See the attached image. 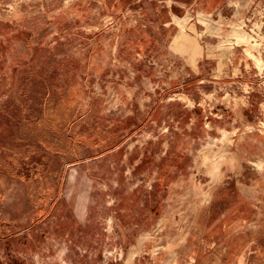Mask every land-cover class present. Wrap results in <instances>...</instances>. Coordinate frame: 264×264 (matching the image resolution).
I'll use <instances>...</instances> for the list:
<instances>
[{
    "label": "rangeland",
    "instance_id": "obj_1",
    "mask_svg": "<svg viewBox=\"0 0 264 264\" xmlns=\"http://www.w3.org/2000/svg\"><path fill=\"white\" fill-rule=\"evenodd\" d=\"M131 1L0 0V264H246L264 241L246 233V193L264 203V0L185 20L203 53Z\"/></svg>",
    "mask_w": 264,
    "mask_h": 264
},
{
    "label": "crops",
    "instance_id": "obj_2",
    "mask_svg": "<svg viewBox=\"0 0 264 264\" xmlns=\"http://www.w3.org/2000/svg\"><path fill=\"white\" fill-rule=\"evenodd\" d=\"M108 1L112 2L115 9H118V7L122 8L123 6H126L128 2V0H108ZM227 1L228 0H146L147 11L144 13L146 16H150L152 20L161 21V25L162 27H164V30L169 29L168 32L174 31L175 33H180L181 30L186 32V29H188V32H190V35L193 37V39L195 38L196 41L198 42V37H195L197 33L194 30L196 29L197 24L190 23V21L195 18H198L196 17L197 15L200 16L201 14L202 16L203 13L204 14L213 13L214 11L224 6L227 3ZM131 2H132L131 6H135V5H139L143 3V0H133ZM137 14L139 17L140 16L139 13ZM188 18L191 19L189 22H187L188 25H185L184 27H182L183 23ZM203 41L201 39V41L198 42V44H200L201 46V50H202L201 53L206 51L201 44ZM221 51L230 52L233 54V51L235 50H231L228 47L223 46V45L221 46L219 45L217 47L212 46L209 50V52H211L212 55L213 53H220ZM213 58H215V55L213 56ZM240 62L241 60L232 58V64L231 65L229 64L232 67L231 73L235 77L237 76L236 74L238 73L240 74V76H242L241 71H240V67L242 65H240L241 64ZM216 63H217L216 67L218 68V70L223 67V63L221 60L216 61ZM243 64L245 63L243 62ZM229 99H233V98H229ZM234 107L235 106L233 103V105L231 106L232 108L231 111L234 114H237L238 117L240 118V119L238 118V120H240L239 123L241 125L242 131L246 132V134L249 135L250 133L253 132L252 130H254L255 127L252 124H249L247 122L245 123L243 116L239 113V107L236 106L235 109ZM223 216L225 215H222L220 216L221 218L215 220L207 231L211 232L218 224H220L223 221ZM246 216L249 217V218L246 217V233L252 232L253 234L260 235L264 230V225H263L264 224V203L261 201L260 198L255 199L252 196H250V194L248 193H246ZM257 240H261V239L258 238ZM259 245L260 247L256 251L250 250V247L246 248V264H251L249 261L250 260L249 254H252V253L256 254L253 259V264H260L264 262V260H262L264 259V241L260 242ZM230 259L231 258H228V261ZM223 260L224 258H222L221 260L218 257H213L212 264H225ZM228 261H227V264H229Z\"/></svg>",
    "mask_w": 264,
    "mask_h": 264
},
{
    "label": "trees",
    "instance_id": "obj_3",
    "mask_svg": "<svg viewBox=\"0 0 264 264\" xmlns=\"http://www.w3.org/2000/svg\"><path fill=\"white\" fill-rule=\"evenodd\" d=\"M65 139H66V138H65ZM67 139H68L67 141L64 140L65 143H67L68 141H69L70 144L73 143V141H72L73 139H72L70 136L67 135ZM69 143H68V144H69Z\"/></svg>",
    "mask_w": 264,
    "mask_h": 264
},
{
    "label": "bare ground",
    "instance_id": "obj_4",
    "mask_svg": "<svg viewBox=\"0 0 264 264\" xmlns=\"http://www.w3.org/2000/svg\"><path fill=\"white\" fill-rule=\"evenodd\" d=\"M237 101L235 100V104H237L236 103ZM243 104V103H242ZM234 109H235V107H234ZM235 111V110H234ZM240 121V120H239ZM252 127V126H251ZM251 130V129H250ZM244 135V134H243ZM261 157H263V156H261ZM253 162V161H252ZM254 168V167H253ZM260 169L262 170L263 168H262V166L260 167ZM259 171V170H258ZM259 208V207H258ZM261 216V215H260ZM255 222V221H254ZM253 225V224H252ZM252 227V226H251ZM251 227H249V228H251ZM238 228V227H237ZM248 228V227H247ZM253 228V227H252ZM254 231V230H253ZM258 231V230H257ZM255 233V232H254Z\"/></svg>",
    "mask_w": 264,
    "mask_h": 264
}]
</instances>
